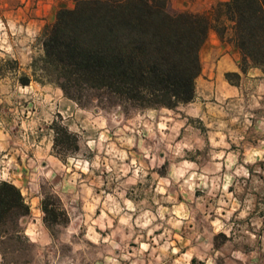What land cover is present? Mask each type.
Returning <instances> with one entry per match:
<instances>
[{
	"label": "rangeland",
	"instance_id": "374dc122",
	"mask_svg": "<svg viewBox=\"0 0 264 264\" xmlns=\"http://www.w3.org/2000/svg\"><path fill=\"white\" fill-rule=\"evenodd\" d=\"M72 7L0 1V181L30 210L0 264H264V77L232 78L237 96H220L221 82L211 94L199 53L197 99L127 112L20 86L45 27ZM36 15L44 25L27 31L24 16ZM46 195L59 207L51 229Z\"/></svg>",
	"mask_w": 264,
	"mask_h": 264
},
{
	"label": "trees",
	"instance_id": "16d2710c",
	"mask_svg": "<svg viewBox=\"0 0 264 264\" xmlns=\"http://www.w3.org/2000/svg\"><path fill=\"white\" fill-rule=\"evenodd\" d=\"M211 29L220 39L229 33L243 73L257 68L264 77V0L218 3L211 19L175 11L170 0H73L72 8L59 9L45 27L43 55L17 82L55 86L82 108L96 101L124 112L174 110L194 99L199 53ZM225 78L232 82L240 76ZM52 199L41 200L48 229L59 224ZM29 213L20 189L0 181V245L22 240L19 222Z\"/></svg>",
	"mask_w": 264,
	"mask_h": 264
},
{
	"label": "crops",
	"instance_id": "0c3cea01",
	"mask_svg": "<svg viewBox=\"0 0 264 264\" xmlns=\"http://www.w3.org/2000/svg\"><path fill=\"white\" fill-rule=\"evenodd\" d=\"M0 1L2 2L3 0ZM227 1L229 0H170V7L175 11H188L191 13L203 14L211 19L214 15L215 6L218 3ZM11 13L12 12H10V14ZM39 17L38 15L24 16V19L26 21L28 20L25 29L27 31L34 30L37 32L45 23V21L41 20ZM14 19L16 20L15 22L22 21L23 16L16 12ZM229 37L230 35L228 33L224 39H220L217 33L211 29L200 50V53L203 56L202 60L205 59L206 61L205 68L202 69V74L205 72L207 73L205 74L206 78L201 81H204L206 88H209L211 94L215 93V95H218V87L215 86L216 88H214L213 85L221 82V88L223 91L219 94L220 96H225V98L233 97L235 95L237 96L240 92V85L234 86L228 83L229 81L225 78L227 73L238 74L240 76L238 79L239 82L245 78H263L262 72L257 68H250L246 73H243L240 70V52L233 42L229 41ZM198 77H201V72ZM222 79H224V82ZM196 95L197 91H195L194 99H197Z\"/></svg>",
	"mask_w": 264,
	"mask_h": 264
}]
</instances>
